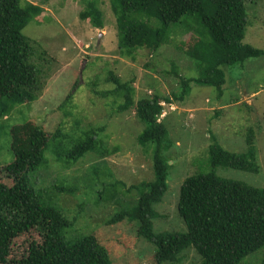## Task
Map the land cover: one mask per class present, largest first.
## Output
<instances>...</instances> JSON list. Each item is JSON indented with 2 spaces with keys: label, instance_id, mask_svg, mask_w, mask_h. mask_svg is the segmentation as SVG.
Wrapping results in <instances>:
<instances>
[{
  "label": "rangeland",
  "instance_id": "obj_1",
  "mask_svg": "<svg viewBox=\"0 0 264 264\" xmlns=\"http://www.w3.org/2000/svg\"><path fill=\"white\" fill-rule=\"evenodd\" d=\"M25 1L44 8L23 30L37 42L32 61L42 72L43 90L34 102L17 106L0 118V181L14 183L57 130L67 142L84 131L102 128V141L118 149L107 157L89 153L69 168L62 167L48 152L47 167L31 174L42 199L74 220L73 228L65 230L66 238L94 234L109 251L113 264H151L154 260L155 247L138 236L135 222L111 223L119 212L137 204L141 190L135 186L154 180L155 147L153 143H138L145 125L135 109L118 111L123 96L107 93L116 89L112 75L130 83L135 103L155 95L173 98L170 103L162 101L165 115L160 116L168 130L162 156L169 170L167 191L154 206L156 233L186 232L178 201L187 177L213 171L220 177L264 188V55L224 66L226 82L221 90L192 83L181 100L174 97L182 91L177 74L186 79L201 75L196 60L185 52L198 40L197 33L204 32L200 21L187 16L181 23L171 24L164 45L156 51L140 48L131 58L120 50L110 0ZM90 3L102 11L103 29L81 18ZM245 3L248 23L243 42L264 50V0ZM160 25L157 19L150 20L153 28ZM6 91L0 87V95ZM250 131L254 133L259 173L212 167L211 145L245 153ZM33 241H42L34 230L16 238L7 264L27 255ZM263 261L264 247L239 264ZM201 262L200 255L190 248L172 264Z\"/></svg>",
  "mask_w": 264,
  "mask_h": 264
},
{
  "label": "trees",
  "instance_id": "obj_2",
  "mask_svg": "<svg viewBox=\"0 0 264 264\" xmlns=\"http://www.w3.org/2000/svg\"><path fill=\"white\" fill-rule=\"evenodd\" d=\"M110 2L116 16L119 47L126 57L135 58L140 48L158 50L168 40L170 25L181 23L187 16L200 21L204 32L200 36L197 33L198 40L185 52L196 60L201 75L186 79L177 74L182 91L174 94L175 98L183 100L192 83L221 90L226 82L224 66L264 55V50L243 42L248 23L245 0ZM43 11L41 5L25 0H0V87L7 89L0 95V118L7 117L17 106L34 102L43 90L42 72L32 61L37 42L23 33L29 22ZM80 16L90 19L95 27L104 28L103 13L95 4H88ZM152 19L161 25L153 28ZM110 80L116 89L107 93L124 98L118 111L134 108L137 118L145 125L138 143L155 146L154 180L135 186L141 190L137 204L119 212L111 223L128 220L137 224L138 236L155 247L151 264L175 263L190 248L200 255V264H239L264 247V188L223 178L213 171L187 177L181 186L178 212L187 226L186 232L154 231L152 218L157 216L154 206L167 191L169 170L162 156L168 130L160 119L164 111L161 102L170 103L173 98L155 95L135 103L130 83L115 75ZM101 130L84 131L77 139L67 142L66 136L57 130L14 183L0 181V264L10 262L14 240L33 230L42 241L31 242L27 255L15 264H113L109 251L94 234L81 235L78 239L65 237V230L73 228L74 220L46 203L31 181V174L47 167L48 152L65 168L89 153L101 157L116 154L117 148H109L102 141ZM247 143V151L242 154L229 152L217 143L211 145L212 167L259 173L253 131Z\"/></svg>",
  "mask_w": 264,
  "mask_h": 264
},
{
  "label": "built area",
  "instance_id": "obj_3",
  "mask_svg": "<svg viewBox=\"0 0 264 264\" xmlns=\"http://www.w3.org/2000/svg\"><path fill=\"white\" fill-rule=\"evenodd\" d=\"M163 104H164V102H161V105H162V106H163ZM164 115H165V114H164V113H162V115H161V116H162V117H164Z\"/></svg>",
  "mask_w": 264,
  "mask_h": 264
}]
</instances>
